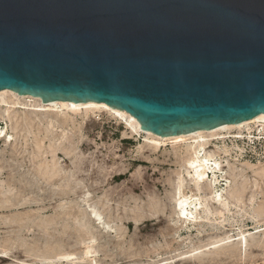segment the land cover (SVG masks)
<instances>
[{
    "label": "rangeland",
    "instance_id": "rangeland-1",
    "mask_svg": "<svg viewBox=\"0 0 264 264\" xmlns=\"http://www.w3.org/2000/svg\"><path fill=\"white\" fill-rule=\"evenodd\" d=\"M46 118L0 121L15 135L0 139V264H264V248L257 247L246 256L228 251L182 259L221 236L264 227V139L218 143L228 146L232 166V182H222L219 192L230 201L224 216L205 211L219 206L210 198L212 178L197 190L184 171V192L202 203L199 220L189 223L176 209L181 166L174 142L143 149L144 135L106 112L78 114L55 128ZM239 190L242 203L234 200Z\"/></svg>",
    "mask_w": 264,
    "mask_h": 264
},
{
    "label": "water",
    "instance_id": "water-1",
    "mask_svg": "<svg viewBox=\"0 0 264 264\" xmlns=\"http://www.w3.org/2000/svg\"><path fill=\"white\" fill-rule=\"evenodd\" d=\"M103 102L165 136L264 113V0H0V91Z\"/></svg>",
    "mask_w": 264,
    "mask_h": 264
},
{
    "label": "bare ground",
    "instance_id": "bare-ground-1",
    "mask_svg": "<svg viewBox=\"0 0 264 264\" xmlns=\"http://www.w3.org/2000/svg\"><path fill=\"white\" fill-rule=\"evenodd\" d=\"M97 112H106L114 118L121 119L127 129L132 133L144 135V143L141 146L143 149L156 151L160 147L167 145L168 142L175 143L173 144V154L175 155L176 163L181 166L177 173V181L175 180L179 195L176 201V209L178 210L180 218L183 217L184 222L189 223L197 222L200 216H197L196 212L202 203L200 201L201 198L197 197L196 194H186L184 192L183 188L187 181L184 176V171L187 176L190 177L189 182L192 183L197 190L202 189L207 178H212L214 187L210 192L212 195L210 198L213 202L218 203L219 206L214 210L206 206L205 211L207 215L214 214L224 216L227 212L231 211L230 201L219 192L221 190L220 187L225 185L222 182H232V174L229 173V168H232V166H230V159L228 156L230 150L228 146L226 144L220 146L218 143H220V141L225 143L227 139H246L248 141H250V139H264V113L239 124H225L212 130H200L186 135L161 137L160 135L143 130L140 127V123L133 115L124 110L112 108L103 102L96 103L89 101L75 104L68 101H52L44 103L39 97L20 95L10 89H3L0 91V121L10 118L16 120L19 124L21 114L26 115V117L27 115H34V118L45 116L47 117L46 121L48 123V128H55L61 123H68L70 118H74L75 115L84 114L86 117L90 118V113L94 114ZM256 123V129H251V125ZM245 130H247V133H244ZM254 130L257 131L258 137H256ZM14 137L15 135L12 132L0 126L1 140L9 142V140L14 139ZM61 138L63 140L68 139L66 131L63 130ZM59 152L60 147H57L54 150V155H58ZM249 163L250 162H247V164ZM234 180L237 181V177ZM234 200H236L237 203H242L243 192L239 190L238 196H235ZM253 200L252 198V201ZM94 214L99 220L101 219L99 213L94 211ZM207 218L209 217L207 216ZM257 223L259 224L261 222L258 220ZM255 228V233H247L241 230L236 237L229 233L224 237L221 236V238L203 244L202 246H196L191 249L189 254L185 256L182 255L184 256L182 259L202 261L205 257L207 258L208 255L214 253L222 255L228 251H232L237 255L239 253L241 256L245 254L246 256V253L253 247L264 248V227L261 228L260 226H256ZM259 234L261 235L259 237L260 240L255 242L258 237H256V235ZM0 253H2V251H0ZM85 254H90V251H86Z\"/></svg>",
    "mask_w": 264,
    "mask_h": 264
}]
</instances>
